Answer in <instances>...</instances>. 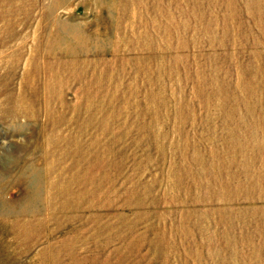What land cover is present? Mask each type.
Masks as SVG:
<instances>
[{"label":"rangeland","instance_id":"rangeland-1","mask_svg":"<svg viewBox=\"0 0 264 264\" xmlns=\"http://www.w3.org/2000/svg\"><path fill=\"white\" fill-rule=\"evenodd\" d=\"M0 113V264H264V0H0Z\"/></svg>","mask_w":264,"mask_h":264},{"label":"bare ground","instance_id":"bare-ground-1","mask_svg":"<svg viewBox=\"0 0 264 264\" xmlns=\"http://www.w3.org/2000/svg\"><path fill=\"white\" fill-rule=\"evenodd\" d=\"M77 63H78V62H77ZM77 63H76V64H77ZM75 66H76V65H75ZM90 66H91V65H90ZM78 67H79V65H78ZM86 67H87V66H86ZM87 68H89V67H87ZM91 68H92V66H91ZM97 68H98V67H97ZM71 69H73V68H71ZM85 69H86V68H85ZM74 70H75V69H74ZM76 70H77V68H76ZM79 70H80V69H79ZM90 70H91V69H90ZM82 71H83V70H82ZM85 71H86V70H85ZM93 71H94V68H93ZM76 72H77V71H76ZM87 72H88V71H87ZM52 73H53V72H52ZM108 73H109V72H108ZM81 74H82V72H81ZM99 74H100V72H99ZM55 75H56V74H55ZM78 75H79V73H78ZM100 75H101V74H100ZM100 75H99V76H100ZM52 76H53V74H52ZM82 76H83V74H82ZM55 77H56V76H55ZM63 77H64V76H63ZM57 78H58V77H57ZM75 78H77V77H75ZM59 79H60V77H59ZM62 79H63V78H62ZM62 79H61V80H62ZM75 81H76V80H75ZM80 81H81V80H80ZM89 85H90V84H89ZM86 89H87V88H86ZM87 90H89V89H87ZM85 93H86V92H85ZM86 94H87V93H86ZM0 114H1V113H0ZM51 116H52V115H51ZM66 120H67V119H66ZM53 121H54V120H53ZM57 121H58V120H57ZM57 121H56V122H57ZM68 122H69V121H68ZM48 123H49V122H48ZM50 123L52 124V122H50ZM54 123H55V122H54ZM59 123H62V122L59 121ZM63 123H64V122H63ZM65 124H66V123H65ZM54 125H55V124H54ZM60 125H61V124H59L58 126H60ZM63 125H64V124H63ZM69 125H70V124H69ZM71 125H72V124H71ZM61 126H62V125H61ZM65 126H66V125H65ZM71 127H72V126H71ZM67 128H68V127H67ZM64 130H66V129H64ZM71 131H72V130H71ZM73 131H74V130H73ZM69 132H70V130H69ZM69 132H68V133H69ZM70 133H71V132H70ZM76 133H77V131H76ZM74 135H75V134H74ZM75 136H76V135H75ZM61 141H62V140H61ZM89 167H90V166H89ZM83 172H84V171H83ZM51 173H52V172H51ZM51 173H50V174H51ZM89 173H90V172H89ZM86 174H87V172H86ZM78 175H79V172H78ZM81 176H82V175H81ZM83 177H84V176H83ZM89 177H90V176H89ZM78 182H79V181H78ZM78 182H77L76 185H78ZM90 183H91V182H90ZM79 184L81 185V183H79ZM89 185H90V184H89ZM70 186H71V184H70ZM73 186H74V185H73ZM78 187H79V186H78ZM97 188H98V187H97ZM50 189H51V188H50ZM84 189H85V188H84ZM88 189H89V188H88ZM93 189H94V188H93ZM93 189H92V190H93ZM82 191H83V189H82ZM80 192H81V191H80ZM85 192H86V191H85ZM99 192H100V191H99ZM82 193H83V192H82ZM60 194H61V193H60ZM78 194H79V191H78ZM78 194H77V195H78ZM61 195H63V194H61ZM61 195H60V196H61ZM80 196H81V195H80ZM86 196H87V195H86ZM81 197H82V196H81ZM82 198H83V197H82ZM81 203H82V201H81ZM82 204H83V203H82ZM78 205H79V204H78Z\"/></svg>","mask_w":264,"mask_h":264}]
</instances>
